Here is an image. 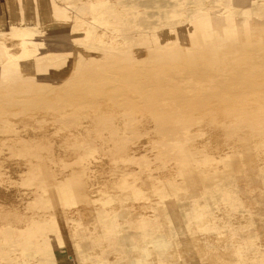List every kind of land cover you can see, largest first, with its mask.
Segmentation results:
<instances>
[{
  "label": "rangeland",
  "instance_id": "rangeland-1",
  "mask_svg": "<svg viewBox=\"0 0 264 264\" xmlns=\"http://www.w3.org/2000/svg\"><path fill=\"white\" fill-rule=\"evenodd\" d=\"M71 2L88 9L51 0L48 21L35 9L14 11L13 0H0V140L23 162L14 164L18 173L32 170L31 177L18 179L21 206L0 207V220L8 213L0 221V264H8L13 254H6L7 248L16 250L18 241L39 258L49 255L50 264H135L138 254H153L158 264H210L215 252L198 254L195 234L188 230L192 216L204 211L222 224V236L232 231L237 240V246L223 243L224 251V241L207 242L223 254L224 264L235 259L264 264V107L255 100L245 104L254 92L264 97V0ZM102 2L106 9L94 7ZM229 5L237 9H226ZM168 19L178 20L196 43H182L177 23ZM84 21L86 28L79 26ZM22 31L24 57L16 63L14 82L7 77L14 61L9 43ZM69 58L72 71L63 72L61 64L66 67ZM108 58L112 64L104 65ZM80 60L94 65L92 71L103 65V72L120 80L122 91H107L102 82L100 100L77 110L85 122L63 123L55 103L62 106L72 83L85 80L83 69L74 73ZM89 96L88 101L96 94ZM66 111L59 113L72 119ZM122 114L138 128L123 122ZM219 115H227L228 123L218 124ZM42 125L68 129L72 138L48 141L54 152L48 156L47 147L29 137V129L39 133ZM217 127L239 139L226 159L195 144ZM56 160L63 163L53 165ZM98 161L110 167L104 184L93 185L86 177L88 187L71 185ZM8 163V156L0 155V167ZM51 173L46 187L42 181ZM40 194L43 207L36 205ZM139 203H146L148 212L137 210ZM222 208L239 219L225 223ZM105 243L108 249L97 253ZM235 247L243 258L239 252L233 258ZM182 248H188V258Z\"/></svg>",
  "mask_w": 264,
  "mask_h": 264
},
{
  "label": "bare ground",
  "instance_id": "bare-ground-1",
  "mask_svg": "<svg viewBox=\"0 0 264 264\" xmlns=\"http://www.w3.org/2000/svg\"><path fill=\"white\" fill-rule=\"evenodd\" d=\"M13 2H14V4L12 3V5H13L12 9L14 11H18L19 8H22L23 10H30V11L32 9H35L36 11L39 12V17L42 20H48V21L51 20V18H49V16H50L49 8H52L51 7V0H18V1L13 0ZM67 3L71 7L81 8L82 11H86L88 9L84 6L77 7L78 5L71 2V0H67ZM222 3H223V1H222ZM226 5H228V4H226ZM94 7H100L102 9H106L104 2H102L101 4H97ZM200 7H202V6H200ZM219 9L220 8H218L217 10H219ZM226 9L236 10L237 7L229 5L226 7ZM203 10L204 9H202V12H203ZM169 20L175 21L177 23V30H178L177 32L179 33L180 41L182 43H188V42L196 43L195 38L190 37L188 29L186 27L180 25V22L178 20L168 19V21ZM85 23H86L85 21L79 22V26H81L82 28H86ZM206 24H207V28H210L212 26L211 17H209V16L207 17ZM256 33H257L256 35H258V32H256ZM93 34L95 36L97 35L96 32H93ZM245 34L248 35L247 32H245ZM23 35H26V33H24L23 31L21 33L18 32L15 35L14 39L12 41H10V43H9V50H10L9 54H10V56L13 57L14 61L11 65V67H7L9 70L13 71V74L7 75V77H11L14 82L17 80V78H16L17 74L15 72V71H17L16 63L19 62V64H21L22 62H20V61L23 60V57H24V56H20V54H19L20 50L23 48V43L21 42ZM219 35H225V34H224V32H220ZM164 40H166V38H164ZM219 49L221 50V47H219ZM2 56H3V54L0 53V57H2ZM111 60H112L111 58H108L107 62H104V65H111L112 64ZM81 61L82 60H80L77 63V67L75 68L74 73L77 74L80 72V69H83V76L85 77V80L83 82L72 83V86L70 87V90L72 91V93L71 94L68 92L66 93V101L63 103L62 106L55 103L57 111H58L57 115L60 117V119L62 120L63 123L78 122V121L85 122V120L82 119L78 115L77 110L81 106H84L86 104H94L96 100L97 101L100 100V98L103 96V92L100 89L101 84L104 83L106 85L107 91H111V92H114V90L117 92L122 91V83L120 82V80L119 79L116 80L113 77V75H111L110 73H107L105 71L103 72V69L101 67L103 65L95 66L94 70L92 71V67L94 65L88 66L86 63H81ZM72 65H73V60H72V58H69L68 64L66 67L63 63L61 64L62 71L66 72L68 70L69 72H71L72 71L71 70ZM32 68H34L33 64H27V65H24L23 69H32ZM51 74H53V76L61 75V74H56L55 72H52V71H51ZM49 78H51V77H49V76L46 77L47 80ZM51 80H52V78H51ZM84 85H87V89H85L84 92H82V86H84ZM93 92L96 94V96H92V100L88 101L87 96H89L90 94L92 95ZM252 94L253 95H251V97L248 96L247 100L245 99V104H248L249 102L255 100V101L261 102L263 104V107H264V97L258 93H255V92ZM214 106H216L219 109H222L224 107V106H220V105H214ZM262 109L264 110V108H262ZM65 110H67L66 112H68L70 115H73L72 119H69L65 115L59 113L60 111L63 112ZM121 118H122L123 122L125 120H127L128 122H131V124H133L134 130H136L138 128V124H134L133 119L131 117H129V115L122 114ZM228 118L229 117H227V115H219V117L217 119L220 122L218 121V124L223 123V121L225 123H228V120H227ZM230 119L233 120L232 122L237 121L236 117H233ZM42 128H43L42 132H39V133L34 132V130L32 128L29 129V135H30L29 137H31V136L35 137V139H38L39 142H41L43 145H45L47 147V150L45 152L48 156H50L54 153L51 149H49V147H51L52 145L48 141H50L51 139H55L58 142H63L64 139L68 136H69V138H72L68 132V129H63V130L52 129V127H46L45 125H42ZM95 129L97 130L98 128L96 127ZM83 134H84V132H83ZM262 135H264V134H262ZM82 138H85V135ZM221 139L228 140L229 145L223 144L221 142ZM244 139L246 140V138H244ZM251 139H252V137H251ZM233 140L239 141V139H236L235 136L233 138H231L229 136V134L223 132L221 129L219 130V128L217 127L216 129H213V131L208 133V134L198 136L197 142L195 144L197 147L201 148V150H203L209 156H212V157L214 156V157L219 158V159L220 158L226 159V158H228L227 156L229 155V153H231V152L233 153V151L235 152V150H237V148H232L233 144L235 143ZM252 140L255 141V139H252ZM261 140L264 141V137ZM10 146H11V144H7L3 140H0V155L5 154L6 156H8V159H9V163L6 166L4 165L3 167H0V181H1V183H0V207L2 206L3 209L5 208L6 210L7 209L17 210L21 206V204L17 200V191H18V187H19L18 179L25 178V177H31L32 176V170H29L28 172L23 173V174L18 173V169H16L14 166V164L16 165L18 162L17 157H16V152L14 150H12L10 148ZM27 154H30V153H27ZM18 163H23V162H18ZM61 163H63V162H61V160H56V162H53V165L57 166V165H60ZM100 164H102V165H100ZM182 164H183V167L185 169L190 168V166H189L190 164L189 165H187L185 163H182ZM262 164H263L262 169L264 170V159L262 160ZM212 166H218V168L223 167L222 164H218V163H214V164H212ZM109 170H110V167L108 166V164L102 163L101 161L94 162V164L91 166V168L83 176L74 177V179H72L70 181V183L72 186H74L78 189L79 188H86V187H88V185L83 183V179L86 177H89L91 179V181L93 182V185H95V182H102L104 184L106 182V179L103 176L105 174H107L109 172ZM161 174H162L161 177H165L164 172H161ZM79 175H80V173H79ZM52 177H53L52 173L48 174L47 177L42 181V183H44V185L46 187H49L50 186L49 184L52 182ZM9 179H12V181H9ZM44 204H45V201L43 200V198L40 194L38 199H37L36 205L43 207ZM135 208L137 210H140V211H147V204L146 203L135 204ZM38 211L40 212V215L42 216L41 218L42 219L45 218L46 211L42 210V209H39ZM219 214L222 215V217L225 220V223H228L229 220H231V219L234 222H236L239 219L238 215L233 216L232 213H229L226 210V208H222V210H221V212H219ZM7 215H8V213L6 212L3 215V219L0 221L5 220L7 218ZM192 217H193L191 219L192 223L190 224V226H189L190 228L188 230L191 233L195 234L193 236V243L197 249V253L200 254L204 251L211 252V253L215 252L214 254H216V255H214L212 257V261L210 264H224L223 263V257H222L223 254L218 253V249L214 250V249L207 248L206 245H207L208 241H216V240L220 241L221 240V241H224V242H221V246H223V243H227V244L233 243L235 246H237L238 244H237L236 238L234 237V233L231 231L229 236H222V234H220V232L223 229L222 224L221 223L219 224L215 220V218L212 217L206 211L202 212L200 214V217H194V216H192ZM42 219H41V221H42ZM2 224L3 223L0 222V226ZM261 242L264 244V240H262ZM212 244H214V243L212 242ZM20 245L25 246L24 242L18 241V244L16 245L18 248L16 250L11 251L13 249H10L9 247L7 248L6 254H13L12 257H9L6 259V262L8 264H34V263L35 264H50L51 259H50L49 255H45V256L49 257L48 259L45 258L44 254L42 255L44 258H39V255H36V253H34L33 251L27 252V250L29 249L28 247L25 246L24 248L21 249ZM84 245H86V248H87V246H88L87 243ZM109 246H110L109 244L105 243L100 248L96 249V252L99 254H102L103 251L107 250ZM221 246L219 248H221ZM34 247L39 249V247H36V246H34ZM133 249L137 250V251L144 252L142 245H135L133 247ZM222 249L224 251V246ZM187 250H188V248H182V251L184 253V254L183 253L182 254L186 258L189 257L188 255H185V254H187ZM232 251L234 254H231V255L233 256V258H235V256L237 255L236 253L239 252L238 248L236 249V247H235V249H233ZM219 252H222V251H219ZM18 254H21L22 256L24 255L23 258L21 259ZM239 254H241V253L239 252ZM25 255H29V256L26 257ZM240 256L243 258L242 254ZM240 256L238 255L239 258H240ZM263 257H264V248H263ZM154 259H156V258L154 257L153 254H138V256L136 257V263L135 264H158L157 262L153 261ZM55 264H59V263H55ZM233 264H239L238 260L235 259Z\"/></svg>",
  "mask_w": 264,
  "mask_h": 264
},
{
  "label": "crops",
  "instance_id": "crops-1",
  "mask_svg": "<svg viewBox=\"0 0 264 264\" xmlns=\"http://www.w3.org/2000/svg\"><path fill=\"white\" fill-rule=\"evenodd\" d=\"M250 1H251V2H253V1H256V0H250ZM253 27H254V26H253ZM253 27H252V28H253ZM245 29H246V31H247V33H248V30H247V28H245ZM249 32H250V31H249ZM250 33H251V32H250Z\"/></svg>",
  "mask_w": 264,
  "mask_h": 264
}]
</instances>
